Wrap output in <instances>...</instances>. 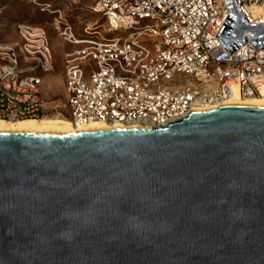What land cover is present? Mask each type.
<instances>
[{"label":"water","instance_id":"water-1","mask_svg":"<svg viewBox=\"0 0 264 264\" xmlns=\"http://www.w3.org/2000/svg\"><path fill=\"white\" fill-rule=\"evenodd\" d=\"M224 2L227 52L264 48V23ZM0 264H264V104L0 132Z\"/></svg>","mask_w":264,"mask_h":264},{"label":"built area","instance_id":"built-area-1","mask_svg":"<svg viewBox=\"0 0 264 264\" xmlns=\"http://www.w3.org/2000/svg\"><path fill=\"white\" fill-rule=\"evenodd\" d=\"M34 1L75 46L64 55L63 73L64 109L77 128L96 121L165 127L197 106L264 94V48L244 44L229 54L216 38L229 14L224 0H84L105 19L108 38L88 29L79 37L60 8ZM236 2L249 24L264 23L252 12L264 0ZM17 33L6 43L0 26V120L42 116L39 73L54 70L45 28L20 24Z\"/></svg>","mask_w":264,"mask_h":264},{"label":"rangeland","instance_id":"rangeland-1","mask_svg":"<svg viewBox=\"0 0 264 264\" xmlns=\"http://www.w3.org/2000/svg\"><path fill=\"white\" fill-rule=\"evenodd\" d=\"M49 1L62 10V18L72 25L77 36L83 37L86 29L94 36H97L98 32L106 38L113 36L107 31L105 19L91 11V2ZM0 6L3 8L0 16L2 39L6 43L18 40L17 27L20 24L41 25L45 28L51 43L54 70L51 73H39L44 78L40 89L44 107L43 115L68 118L64 109V55L75 46L64 42L58 30L55 15L40 11L39 4L34 0H0Z\"/></svg>","mask_w":264,"mask_h":264},{"label":"bare ground","instance_id":"bare-ground-1","mask_svg":"<svg viewBox=\"0 0 264 264\" xmlns=\"http://www.w3.org/2000/svg\"><path fill=\"white\" fill-rule=\"evenodd\" d=\"M255 17L264 15V5H255L252 7ZM264 94L261 96L243 97L240 95L229 96L228 98L214 104L197 106L193 111H202L215 109L221 106H251L263 105ZM132 127H139L133 125ZM114 128H125L122 124H107L104 122H92L81 127L73 125L70 118L64 116L42 115L38 118H25L17 121L0 120V132H28V133H54L71 134L75 132H85L91 130H107Z\"/></svg>","mask_w":264,"mask_h":264},{"label":"crops","instance_id":"crops-1","mask_svg":"<svg viewBox=\"0 0 264 264\" xmlns=\"http://www.w3.org/2000/svg\"><path fill=\"white\" fill-rule=\"evenodd\" d=\"M43 83H44V78H43Z\"/></svg>","mask_w":264,"mask_h":264}]
</instances>
